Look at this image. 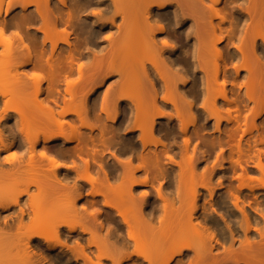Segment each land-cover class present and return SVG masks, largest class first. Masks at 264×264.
<instances>
[{
  "label": "bare ground",
  "instance_id": "obj_1",
  "mask_svg": "<svg viewBox=\"0 0 264 264\" xmlns=\"http://www.w3.org/2000/svg\"><path fill=\"white\" fill-rule=\"evenodd\" d=\"M0 264H264V0H0Z\"/></svg>",
  "mask_w": 264,
  "mask_h": 264
},
{
  "label": "rangeland",
  "instance_id": "obj_2",
  "mask_svg": "<svg viewBox=\"0 0 264 264\" xmlns=\"http://www.w3.org/2000/svg\"><path fill=\"white\" fill-rule=\"evenodd\" d=\"M166 23L168 22V21H165ZM167 25V24H166ZM227 26L229 25L228 23L226 24ZM170 26V25H169ZM174 28V26H170V27H168V25H167V29H169V30H167L169 33L172 31V29ZM171 29V30H170ZM174 30V29H173ZM175 31V30H174ZM178 31H179V33H178ZM178 31L176 30L175 31V33L177 32L178 33V35L180 36V35H182V31L180 30V29H178ZM174 33V34H175ZM177 33L174 35V34H172V37L170 38V42L172 43V45H177V47H179V52L181 53V52H183V49H184V47H183V44L186 42V38L184 39H181V38H179V36L177 35ZM168 34V33H167ZM167 34H165V35H167ZM38 35L39 36H41L42 34L41 33H38ZM164 35V36H165ZM184 35V34H183ZM168 36H170V35H167V37L165 36V38H168ZM174 36V37H173ZM178 36V37H177ZM185 36V35H184ZM181 37V36H180ZM164 38V37H163ZM172 38H175V39H172ZM177 38H178V40H177ZM174 40V41H173ZM181 40V41H180ZM185 41V42H184ZM188 41V45L189 44H191V42H189V40H187ZM173 42H174V44H173ZM182 42H183V44H182ZM181 44V45H180ZM61 46H65V45H61ZM180 46H182V47H180ZM222 46H224V44H222L221 45V47ZM229 47H231V45L229 46ZM223 48V47H222ZM148 60H151V59H148ZM222 61V60H221ZM221 61H219V63L221 62ZM223 62V61H222ZM220 63V66L222 65H224V63ZM233 65L234 64H231V63H229V65H228V67L229 68H231V67H233ZM37 72H39V71H37ZM44 72V71H43ZM43 72H40L39 74L37 73V75L36 76H40V75H42L43 74ZM244 74V73H243ZM46 75V78H48L49 77V75L47 76V73L46 72H44V74L42 75L43 77ZM45 78V77H44ZM119 79H118V76H113V77H110V79H109V81H107V83H106V85L104 86L105 88H107L110 84H113V85H115L116 83H117V81H118ZM241 80H243V79H241ZM240 80V81H241ZM103 87V88H104ZM104 88V89H105ZM133 88V87H132ZM139 92V90L137 89V88H134L133 90H131V91H127L128 93H130V95H133V96H136V94L138 95V92ZM168 110H169V107H168ZM83 131H86V129H84ZM180 140H181V138H180ZM4 155V154H3ZM5 156V155H4ZM189 185V184H188ZM187 185V186H188ZM141 188V190L142 189H149L150 190V187H140Z\"/></svg>",
  "mask_w": 264,
  "mask_h": 264
}]
</instances>
